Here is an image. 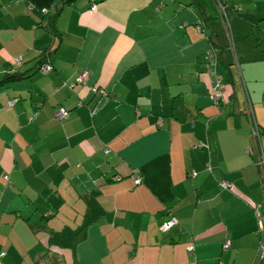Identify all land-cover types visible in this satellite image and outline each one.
I'll list each match as a JSON object with an SVG mask.
<instances>
[{"label": "crops", "instance_id": "1", "mask_svg": "<svg viewBox=\"0 0 264 264\" xmlns=\"http://www.w3.org/2000/svg\"><path fill=\"white\" fill-rule=\"evenodd\" d=\"M60 1L0 0V77L27 74L0 85V264H264V0H224L225 17L217 0ZM94 191L86 238L49 249Z\"/></svg>", "mask_w": 264, "mask_h": 264}, {"label": "trees", "instance_id": "2", "mask_svg": "<svg viewBox=\"0 0 264 264\" xmlns=\"http://www.w3.org/2000/svg\"><path fill=\"white\" fill-rule=\"evenodd\" d=\"M73 1H75V0H61L59 3H57L55 5V7L58 9V11H61L63 6H65L67 4H70ZM95 1H97V0H93L92 3L95 4L96 3ZM225 4L227 5L226 1H225ZM201 8L202 7L198 8V13L202 17V18H200V21L198 22V25H199L200 28H202L201 25H203V23H205V20H207V17L205 15L204 11ZM48 13H50V10L48 11ZM55 14H57V12ZM206 34L209 35V38H210L211 43H212L211 46L214 47V48H217V46L219 44L217 43V40L214 38L213 33H209L208 31H206ZM41 57L42 58H40L38 60V63L41 64V66H42V65L46 64V63H44L45 60H46V56L44 54ZM26 75H27L26 73L20 71L19 69L18 70H15V69L10 70V71H8L7 73L3 74L0 77V85L9 84V83H12V82H14L16 80L19 81L21 79L26 78L27 77ZM210 98H211V95H210ZM221 98L222 99L219 101L218 104H216L213 101L212 98H211V100H212V102L214 104H216L218 106H224V104L226 102L225 101V93L224 92H223V95H222ZM14 99L16 101L18 100L17 98H14ZM34 117H35V115L32 116L31 118L33 119ZM262 133L263 132L261 131V129L258 128V134L261 135ZM191 175H193V172L190 174V176ZM8 179H9V176H8ZM141 181H142V179H141ZM224 181H228V180H224ZM224 181L221 182V186L222 187H223L222 183ZM226 189H228V188H226ZM96 193L97 192L94 191L93 194L88 198V200H87L88 209H87L84 221L77 229H71V228L65 227L61 231L50 230L48 232L49 233V244H50L49 249H51V247H59V248H64V249H73L77 244H79L81 241H83L86 238L87 228L90 225H92L96 220H98L101 215L104 214V209L100 205V203L98 202L97 197H96ZM257 207L261 208L262 205L261 206H257ZM256 208H255V213H256V216H257V209ZM260 213L263 215L261 210H260ZM171 217H173V216H171ZM263 217H264V215H263ZM164 223H163V225H164Z\"/></svg>", "mask_w": 264, "mask_h": 264}, {"label": "built area", "instance_id": "3", "mask_svg": "<svg viewBox=\"0 0 264 264\" xmlns=\"http://www.w3.org/2000/svg\"><path fill=\"white\" fill-rule=\"evenodd\" d=\"M218 4L220 5V9L222 12L226 11L227 5L225 4L224 0H217ZM97 7L96 4L92 5V9H95ZM49 10L46 11V13H48ZM219 58H220V54L218 53L217 49L214 47H211L209 49L208 55H207V59H206V65H207V72L209 74H211V84H210V95L211 98L213 99V101L218 104L219 101L222 99V95L223 92L225 90V85L223 82V76L222 74H220L218 72V64H219ZM51 65L49 64H44L41 66V71L43 73H47L51 70ZM88 70L84 69L81 73V75L78 78V82L81 84H85L86 83V79L88 77ZM103 95L108 94V92H106V90L102 91ZM16 102L15 99H12L9 101L10 105H13ZM55 118L58 120H65L66 118H68L69 116V111L63 107H60L58 109L55 110ZM254 132L256 134H258V127L254 126ZM6 179H8V175L5 176ZM135 183L136 184H140L141 183V178L139 176H136L135 178ZM224 188H228V189H232V183L229 181H224L222 183ZM257 219H258V232L261 235V241H260V245H259V251H258V255L259 257L263 258L264 260V217L263 215L260 213V208L257 207ZM175 224V220L170 218L169 220H167L163 227L166 229L171 228L173 225ZM231 245L230 241H226L223 245L224 249L229 248ZM194 249V246L192 244H190L188 246V250L190 252H192Z\"/></svg>", "mask_w": 264, "mask_h": 264}, {"label": "rangeland", "instance_id": "4", "mask_svg": "<svg viewBox=\"0 0 264 264\" xmlns=\"http://www.w3.org/2000/svg\"><path fill=\"white\" fill-rule=\"evenodd\" d=\"M232 3H234V2H232ZM217 7H218V6H217ZM218 10L220 11L221 14L223 13V17H225V13L222 12L221 9H219V7H218ZM222 21H223V20H222ZM51 249H52V247H51Z\"/></svg>", "mask_w": 264, "mask_h": 264}]
</instances>
